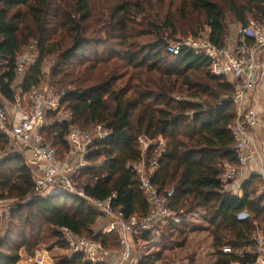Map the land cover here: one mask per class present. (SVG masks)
<instances>
[{"label":"trees","instance_id":"16d2710c","mask_svg":"<svg viewBox=\"0 0 264 264\" xmlns=\"http://www.w3.org/2000/svg\"><path fill=\"white\" fill-rule=\"evenodd\" d=\"M226 6L244 26L251 20L264 21V0H0L4 95L14 97L16 56L34 44L40 57L23 74L24 88L41 84L44 60L55 56L50 82L65 91L62 107L71 113L63 124H47L44 138L57 152V145L67 151L65 137L71 125L89 129L103 124L110 130L87 155L97 165L83 167L77 179L88 195L105 199L116 193L114 204L128 218L147 216L149 205L132 164L142 159L139 136L150 140L144 158L146 162L156 158L158 163L151 182L161 191L174 190L170 206L175 218L158 226L160 250L146 254L142 264L163 259L164 264H174V253L165 252L185 244L187 232L179 226L199 209L208 214L206 230L217 255L214 264L238 261L223 248L252 246L258 230L264 232V193L256 195L255 188L260 174L244 179L241 195L228 191L221 179L226 162L238 164L232 130L235 87L212 72L207 57L189 49L168 51V40L184 23L183 29L188 24L196 37L195 27H209L210 40L224 45L229 32ZM6 143L0 132V153ZM160 143L164 146L158 150ZM34 189L22 154L0 159V193L15 200L9 222L0 216V226L4 223L0 264H16L22 250L34 253L47 241L49 229L66 246L63 227L109 250L120 249V235L103 233L97 214L85 201L66 192L37 194ZM62 264L105 263L72 254Z\"/></svg>","mask_w":264,"mask_h":264},{"label":"built area","instance_id":"2783aa9c","mask_svg":"<svg viewBox=\"0 0 264 264\" xmlns=\"http://www.w3.org/2000/svg\"><path fill=\"white\" fill-rule=\"evenodd\" d=\"M32 46V50L16 56L17 90L12 99L4 95L0 83V132L6 135L10 150L24 156L32 172L35 193L59 191L80 198L97 214L96 222L103 233L117 232L120 235V249L112 251L97 240L63 227L61 232L71 254H82L87 262L92 263L142 264L146 254L138 252L136 240H142L146 233L159 234L158 226L175 218L170 206L174 190L161 191L151 182L158 163L156 158L150 162H146L144 158L151 144L150 140L139 136L142 159L132 164L149 205L147 216L128 218L123 208L114 204L116 193L105 199L88 195L84 187L78 185L77 179L83 167L97 165L89 162L87 155L96 148V143L110 135V130L103 124L89 129L71 125L65 137L69 148L65 157H60L52 144L44 138L43 130L49 115L60 112L66 93L50 80L28 90L24 88L23 74L40 57L37 46ZM184 49L207 57L211 62L212 72L224 77L235 87L231 98L236 110L232 130L238 164L226 162L221 179L228 191L241 195V184L244 181L241 170L245 166L254 164L257 173L264 179V152L256 133L261 117L253 101L254 93L264 77V21L251 20L248 25H242L236 39H226L224 45L214 44L208 35L180 38L168 46V51L173 54ZM21 77L22 80H19ZM70 115L58 122L63 124L69 121ZM7 155V152L3 153L0 159ZM0 203H3L1 198ZM4 212L0 207V216ZM223 252L239 258L232 264H242L241 259H250L245 264H264V232L262 229L258 230L252 246L239 249L225 246ZM54 261L51 251L40 247L34 253L22 250L16 264H55Z\"/></svg>","mask_w":264,"mask_h":264},{"label":"rangeland","instance_id":"374dc122","mask_svg":"<svg viewBox=\"0 0 264 264\" xmlns=\"http://www.w3.org/2000/svg\"><path fill=\"white\" fill-rule=\"evenodd\" d=\"M226 10V24L229 29L227 41L236 39L238 33L240 32V28L243 25L239 21H237L233 15V13L230 12L228 7H225ZM248 16V20L250 21L253 19L252 17ZM187 23V22H186ZM181 26V25H180ZM185 26V23L183 24V27ZM187 28H184L181 26V30L179 33L174 37L170 38L168 42L173 43L174 41L180 39V38H198L203 36L209 35V27H201L194 28L199 31L198 36H194L189 32V25L186 24ZM187 30V31H186ZM34 46L32 45H26L22 48L21 52L19 54L25 53L29 50H32ZM55 56L49 57L44 60V71L42 74V81L41 83H46L50 80V70L51 66L55 61ZM52 59V60H51ZM24 77V76H23ZM19 80H22V77L19 78ZM19 83V81H18ZM17 90V84L14 88ZM236 111V110H235ZM70 115L69 109L66 108V106H63L59 113L49 116L48 117V123H55L58 122L60 119H63ZM45 134V132H44ZM164 144L160 143L159 149L161 150L163 148ZM57 150L59 152L60 157L63 159L66 155L67 151H64L60 145H57ZM7 152L8 154H12L10 150V143H6L5 150L0 153L2 155L3 153ZM246 174V173H245ZM246 176V175H244ZM247 177H243L244 179H247ZM255 188H256V195L264 193V179L260 176V179H257L255 181ZM0 198L3 200V203H0V207L5 211L3 215L1 216L2 221L6 224L9 222L10 209L14 206L15 200L5 199L2 197L0 193ZM208 214L205 209H199L194 213H191L186 217V221L184 223H181L179 228H184L186 230V236L185 244L182 247H178L175 250H168L165 252V255L174 253V264L178 262H192L194 264H214L217 260L216 250L214 248V242L212 237L209 235L208 231L206 230L209 224L206 221ZM4 223L0 226V236H2V228L4 226ZM46 230V228H45ZM170 233V230L168 231ZM45 241L41 245L36 246V248L45 247L48 248L51 251V255L54 257L55 264H62V259L65 257H70L72 254L67 249V247L64 245H61L57 241L55 237L51 236V230L49 229V232L47 235L44 236ZM160 234L151 235L148 240L142 239V240H136V248L139 253L142 254H150L153 252H157L160 250ZM35 248V249H36ZM36 249V250H37ZM152 264H164V259L160 261H156Z\"/></svg>","mask_w":264,"mask_h":264},{"label":"crops","instance_id":"0c3cea01","mask_svg":"<svg viewBox=\"0 0 264 264\" xmlns=\"http://www.w3.org/2000/svg\"><path fill=\"white\" fill-rule=\"evenodd\" d=\"M253 101L261 117L260 124L256 128V133L262 143V150L264 152V77L254 93ZM253 173H257V168L254 164H249L241 170V175L244 178L247 177V175L250 177Z\"/></svg>","mask_w":264,"mask_h":264}]
</instances>
